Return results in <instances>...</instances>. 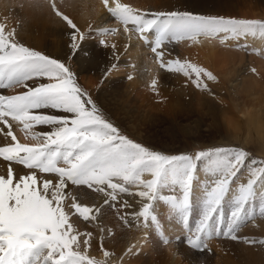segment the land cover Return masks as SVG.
I'll return each instance as SVG.
<instances>
[{"label": "snow or ice", "instance_id": "6c2138e0", "mask_svg": "<svg viewBox=\"0 0 264 264\" xmlns=\"http://www.w3.org/2000/svg\"><path fill=\"white\" fill-rule=\"evenodd\" d=\"M106 10L124 23L125 32L137 34V39L150 48L162 68L182 74L193 87L206 91L210 89L205 77L217 82L213 73L180 59L165 60L166 42L195 39L206 32L239 34L237 25L251 23L176 7L154 12L151 18H146L147 14L119 0L115 7ZM59 15L67 27L63 56L26 46L13 39L14 32L0 33V90L23 89L12 95L0 92V134L11 138V143L0 145V159L9 162L0 173V264H81L76 255L79 236L69 243L77 227L70 218L62 226H48L40 208L45 204L49 212L55 210L59 221V212L73 186L103 194L109 207L119 203L125 209L135 208L130 214L132 220H144L145 227L158 222L157 215L150 211L153 202H163L179 211L187 226L193 198L199 199L202 207L195 231L183 238L193 252L207 249L206 244L201 247L200 233L210 231L214 219L218 223L222 221L223 206L231 200L234 205L231 222L222 235L236 240L232 225L240 218L245 205L258 194L264 199V167H255L247 150L238 147H211L196 150L194 154L170 153L126 134L101 101L100 89L93 96L79 83L70 63L94 59V46L86 44L93 34L92 28L85 33L70 18ZM116 32L112 28H96V44L115 49V44L110 45L100 37ZM114 61L115 58L103 69L100 88L118 70ZM156 84L153 80V90ZM12 121L19 122L25 130L33 127L49 130L35 133L40 143L30 146L17 141ZM202 161L203 169L200 168ZM133 186L137 191H132ZM164 189H171V194H162ZM127 195L136 197L139 206L122 198ZM82 207L89 209L88 216L76 215L87 221L99 206ZM261 211L264 213V208ZM128 218L125 216L124 221ZM84 235V244L90 247L91 234L85 230ZM166 242L170 239L162 240Z\"/></svg>", "mask_w": 264, "mask_h": 264}, {"label": "bare ground", "instance_id": "6f19581e", "mask_svg": "<svg viewBox=\"0 0 264 264\" xmlns=\"http://www.w3.org/2000/svg\"><path fill=\"white\" fill-rule=\"evenodd\" d=\"M208 1L209 0H119L120 3L131 6L139 12L147 14L146 18H151V14L154 12L176 7L194 10L195 12L202 15L212 12L214 13L213 16H222L226 19H239V17L235 15L237 5L230 6L228 5L227 0ZM25 2H27V0H0V33L14 32L15 35L13 39L23 42V44L26 46L51 53L55 56H63L66 52L67 44V27L63 20L61 18H57L56 16V18L53 20L44 21V19L38 20L32 18L29 15H25L24 13L20 12L21 10L18 8L19 4ZM115 3L116 0H68L65 3L63 12L64 16L75 22V24L78 25L79 28L85 33H87L88 30L92 28L93 34L90 36V39L86 42V44L89 47L94 46L95 51L94 59H92L90 62L77 64L76 62L70 61V63L72 64L73 70L78 74L79 83L81 85L84 84L86 87L85 89L91 92L93 96H96L97 89H100L99 96L105 107L113 104L114 109L111 110L117 111V109L121 108L122 106L124 110V116L126 117V120H129L128 125L131 126L133 132H136L134 133L136 136L143 139V132L141 130H144L149 131L150 137H152L156 133L155 131L152 132L154 128L156 129V124L167 119L164 116H160L161 114L156 112L159 108L161 109L162 105L155 104L152 100L155 96L149 95V91L151 90L149 88L153 89L152 81H157L155 90H153L157 92V97L164 96V103L167 105V108L170 107L171 111L168 109V113L171 115V117L168 118L170 119V122L176 121L178 118H180L178 114L179 112H177V114L174 113L179 107L177 106V103L179 102H177L175 98L176 96L170 94L171 87L168 88V86L174 85L168 83L169 76L163 74L165 72H162L163 69L160 66V62L154 57V54L150 51V48L143 41L137 39V34L134 31L125 32L124 23L118 18H116L114 21V18L107 12L106 8L115 7ZM223 8L226 9V11H229V13L221 15ZM27 9H31L30 4L28 5ZM224 9L223 12L225 11ZM16 15L17 18H15ZM240 26L237 27L240 28V31H242V27ZM99 27L117 30L116 34L114 35L110 33L109 35L106 34L105 36H102V38L105 39L110 45L115 44V49L112 47L101 48L96 44V41L92 39V37L96 36L95 29ZM128 27H131V25H128ZM249 32L253 34L250 35ZM218 36V40H221V42L214 40V37L211 38L208 35H198L195 39L185 38L181 40L182 43L179 45L180 47H178V45L176 46L175 42H166L167 47L165 48V60L180 58L183 61H187L192 64L193 62L194 64L200 63L206 67L216 70L215 63L213 64L211 61L218 54L216 52V48H220L223 55L227 57L231 56L230 64H228L229 62L225 59H222V57L220 61L222 62V60H225L228 62V65L226 64L227 68L225 67V70L218 71V74L222 76L224 88L223 86L220 87L218 82L206 80L210 82L212 88L217 89V92L210 93L208 97L203 98L202 96H199L198 94L200 93L196 91V94L199 96V104H197L195 110L202 115L200 117L201 120L194 122L191 120L192 122L188 123L187 125H185L184 122L182 130L185 134L189 135H193L191 129H195V131L200 133L201 123H203L205 116L207 118H209L208 116H211L213 118V124L209 125V130L213 129V127L216 125L217 129L232 136L233 143L239 144L245 141L246 146L251 143H258L262 145V149L264 150V94L259 93V91L256 89L258 84L257 81L249 79L250 85H247V76H249L248 74L243 78L242 81H236L238 80L239 73L242 70L241 67L245 62V56L241 53V50L237 48L238 45L241 42L246 41L249 46H263L264 32L259 34V32L257 33L256 31L252 32L248 30L244 34H242V32L239 34L220 33ZM113 58H115L114 62H116L120 67H118L117 71L112 73L107 82H104L103 88H100L102 83L101 73L109 63L113 62ZM223 68L224 67H222V69ZM129 76L132 77L129 79V82L120 85L121 83L125 82L124 80ZM174 81L172 82L171 80L170 82L174 83ZM179 84L180 82L175 86H179ZM229 85L232 87L231 90L228 87ZM225 89L229 91V95H233L229 97L230 101L228 103V100L226 101L222 95V92ZM142 91L144 92V95L140 94ZM176 91L181 92L180 89H177ZM191 91L194 92L193 89ZM0 92H2V90H0ZM182 92L184 91L182 90ZM10 93L13 92L10 91ZM217 96L218 98H216ZM111 100L115 102H112ZM131 103H134V106H132ZM154 105H157L159 108L156 109ZM178 109H180V107ZM11 123L14 135L17 137V141L19 143L28 144L25 140V136L30 135L32 138H34V131L31 129L26 130L29 135L25 133L23 134L19 131L20 128L16 129L17 127L14 125L16 122L13 124L12 121ZM146 125H148L147 127L150 128H143L144 126L146 127ZM39 128L41 129V132L49 130L46 127ZM6 143H11V138L6 139L2 134H0V145ZM38 143L40 142L36 140L32 141L33 145H28L35 146ZM60 163L62 164V162ZM8 166L9 162L0 159V173L4 172ZM12 166L17 167L15 164ZM256 187H259V185ZM71 189L72 187L69 190L68 198ZM90 190L92 193H85L86 190H84V187L79 189L78 192L80 195H78V197L81 198V200L79 199L80 202L84 203L85 201V203H87L88 200L86 199V195L91 196V200L90 202L88 201V205L95 208L96 205H94V201L96 200L97 206H99V202H97V195L100 196V194L93 189ZM259 195L260 194L257 196L259 197ZM66 201L63 202L64 210H66L67 206H65ZM40 208L45 213L46 218H56L55 210L49 212L45 204H41ZM98 208L99 207L96 208V211ZM63 209L59 212L60 217L65 216ZM96 211L94 212L95 214ZM101 213L103 212L100 211V213H98L96 216L97 222L101 221ZM136 222L138 221H135V223ZM107 223V226H110V221ZM75 225L82 231V224L79 223ZM85 230L88 231L89 228L86 227L84 231ZM134 237L135 235H132L129 240L131 242H135L134 240L136 238ZM144 237L145 235H143L138 240H144ZM126 244H128V242ZM178 249L180 250L181 255H184L186 258H191L192 262L199 261V255L190 252L189 250H185L182 247H179ZM101 257L102 255L100 258ZM136 261H138V259H136ZM171 262L172 264L177 263V261L174 262L173 260H171Z\"/></svg>", "mask_w": 264, "mask_h": 264}, {"label": "rangeland", "instance_id": "374dc122", "mask_svg": "<svg viewBox=\"0 0 264 264\" xmlns=\"http://www.w3.org/2000/svg\"><path fill=\"white\" fill-rule=\"evenodd\" d=\"M67 1L68 0H27V2L19 4L18 8L21 10L20 12L24 13L25 15H29L32 18L38 20L44 19V21H46L53 20L54 18H56V16L57 18H61L59 14H62L64 16V5ZM211 1L214 0H209L208 2ZM227 1L228 5L230 6L237 5L235 15H237L240 20L251 22L243 24L241 26L237 25L242 27V34H244L248 30L252 32L256 31L257 33L259 32V34H262L264 32V0ZM29 4L31 5L30 10L27 9ZM54 9H56L57 11L54 12ZM223 9L221 15L229 13V11H226V9H224L225 11L223 12ZM204 15L213 16L214 13L210 12L209 14L206 13ZM15 18H17V15ZM113 20L115 21L116 19ZM113 20L112 22L114 23ZM257 21H259L260 23H256ZM249 33L250 35L253 34H251V32ZM109 34L110 33H108V35ZM201 35H208L211 38L214 37V40L221 42V40H218L219 36L216 33L207 32ZM215 35L216 37H218L216 38ZM92 39L96 41L97 36L92 37ZM181 43L182 41H177L175 42V45H178V47H180L179 45ZM237 48H239L241 50V53L245 56V62L241 67L242 70L239 73L238 80L236 81H242L243 78L248 74L249 76H247V85H250L249 79L257 81L258 88L256 87V89L259 91V93L264 94V44L263 46H249L246 41H243L238 45ZM216 52L218 53L217 56L211 60L213 64L215 63L216 70L206 67L200 63L194 64L193 62V64L198 69L207 70L213 73V75L217 78L218 85H220V87L223 86L224 88L222 76L218 74V71L225 70V67L227 68L226 64L228 62V64H230L231 56L227 57L223 55L220 48H216ZM221 57L228 62H226L225 60H222V62H220ZM181 61L183 62V60ZM220 65L224 68L222 69ZM162 69V72H165L163 74L169 76V82H167L174 85H170L168 86V88L171 87L170 94L176 96L175 98L177 102L180 103H177V106H179L180 109H178L179 107L177 108L178 110L174 108L176 109L174 113L177 114V112H179L178 114L180 118H178L176 121L170 122V119H168L171 117V115L168 113V109L170 110V107L167 108V105L164 103V96L157 97V92L153 91L152 88H149L151 89L149 91V95L155 96L154 99H152L153 102L155 104L162 105L161 109L163 110L157 107V105H154L156 109L159 108L156 112L161 114L160 116H164L165 118H167L165 121H160L156 124V129L154 128L152 130V132L155 131L156 133L152 137H150L149 131L144 130H141L143 132V139L134 134L136 132H133L131 126L128 125L129 120H126L122 106L121 108L117 109V111L111 110L114 109L113 104L106 106V109L108 110L112 119L126 132V134L138 141L155 145L159 149L169 150L170 153L189 152L194 154L196 150L207 149L211 147H238L247 150L249 155L254 159L255 167H264V150L262 149L261 144L251 143L246 146L245 141L239 144L233 143L232 136L225 133L224 131L217 129L216 125L215 127H213V129L209 130V125L213 124V118L211 116H208L209 118L205 116L203 123H201L200 133L195 131V129H191L193 135L185 134L182 130L184 124L187 125L192 121L194 122L197 120H201L200 117L202 115L195 110L197 104H199V96H202L203 98L208 97L210 93H216L217 89L211 87L210 82L206 81V77L204 79L208 84L210 91L198 90L194 88L191 81H187V78H185L182 74L168 71L165 68ZM170 79L172 80V82L175 80L176 83L175 81L174 83L170 82ZM124 81L125 82L121 83L120 85L126 84V82L128 83L129 77ZM179 82V86H175ZM82 86L86 88L84 84ZM228 87L230 88V90L232 89L230 85ZM191 88L194 90V92L191 91ZM177 89H180L181 92H177ZM22 90V87H16L14 89H4L2 90V92L5 95H12ZM182 90L184 92H182ZM10 91L13 93H10ZM196 91L200 93L198 94L199 96L196 94ZM140 94L144 95V92L142 91ZM222 95L224 96L226 101L228 100L227 103L230 101L229 97L233 96L229 95V91H227L226 89L223 90ZM216 98H218V96ZM131 105L134 106V103H131ZM15 122L13 121V124ZM14 125L15 127H17L16 129L20 128V132L29 135L28 132L23 129V126L19 122H16V124ZM147 126L148 125H146V127L144 126L143 128H150ZM31 130L34 131V134L41 132V129L39 127H33ZM145 136L147 138H150L147 139ZM25 140L28 144L31 145H33L32 141L37 140L40 142L38 136H34V138H32L30 135L25 136ZM203 167L204 162L202 161L200 162V168L203 169ZM208 175H211V173H209ZM81 188H83V186H73L70 191L69 198L65 204V206L67 205V211L63 209L64 212L67 213V218L66 215L64 217H60L59 221H57L56 218H46V223L48 224V226L54 228L62 226L63 223H67L68 218L71 219L72 225L79 223L83 225L82 231L77 228L78 231L73 235L72 241H69V243H71L76 240L77 235L79 236L80 243L77 246L76 255L81 264H172L171 260H173L174 262L177 261L176 264H201V262L202 264H264V213H262L261 211V209L264 208V199L261 198V195H259V197L255 196L248 201V203L245 205L244 210L241 212L240 218L238 219L236 224L232 225V234L238 237L236 240L222 235V232L227 231L228 229V226L231 222L230 213L232 210H234L232 201L227 200L223 206L222 221H219L218 223V219H214L213 221H211V224L213 225L212 229L207 233H200V239L202 241L201 247L206 244L207 249L204 251L193 252L184 243L183 238L185 236L192 235L195 231V224L199 219L202 207V202L199 199H196L195 197L193 198V207L191 212L189 213V223L187 226L184 225L183 217L179 211L172 209L170 205H166L163 202H153V208L150 211L153 215H157L158 222L152 224L149 227H145L144 220L138 221L136 223L134 220H132L130 214L135 210V208L125 209L119 203H116L112 207H109L105 204V197L102 194H100V196L97 195L99 208L97 209L96 214L93 213L94 215L92 216V218L87 221L79 219L76 213H79V215L83 217L88 216V208L82 206H90L88 205V201L90 202L91 200V196L86 195V199L88 200L87 203H85V201L84 203L80 202L81 198L78 197V195H80L78 190ZM84 190H86L85 193H92V191L87 187H84ZM132 191H137V188L133 186ZM171 191V189H164L162 190V194H171ZM122 198L132 203L136 207L139 206L138 200L134 196L127 195ZM77 202H79V204L82 206H78ZM94 205L97 206L96 200L94 201ZM73 210H75V212ZM155 210L157 213L155 212ZM100 211L103 212L101 213L102 216L100 215L101 221L97 222L96 216L98 213H100ZM125 216L129 217V220L127 222L124 221ZM108 221H110V226L108 225L110 228L107 226ZM86 227L89 228L87 232L91 234L89 239L90 247L87 248L84 244V241L86 239L84 235V229ZM132 235H135L134 238L137 239L134 240L135 242H131L129 240ZM143 235H145V241L138 240ZM65 236H67V234H65ZM176 237H180V239L178 240L176 239ZM164 238H169L170 242L162 243V240ZM126 241L128 242V244H126ZM122 244L125 245L123 246ZM179 247H182L185 250H189L190 252L199 255V261L192 262L191 258L187 257V259L184 255H181L180 250L178 249ZM128 249L131 250L128 251ZM137 252L139 253L138 255L135 254ZM81 253L83 255H80ZM101 255L102 257L100 258ZM136 259H138V261H136Z\"/></svg>", "mask_w": 264, "mask_h": 264}]
</instances>
